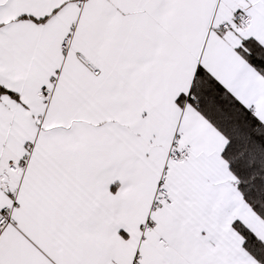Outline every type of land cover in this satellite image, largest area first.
Here are the masks:
<instances>
[{"label": "snow or ice", "instance_id": "6c2138e0", "mask_svg": "<svg viewBox=\"0 0 264 264\" xmlns=\"http://www.w3.org/2000/svg\"><path fill=\"white\" fill-rule=\"evenodd\" d=\"M0 264H264V0H0Z\"/></svg>", "mask_w": 264, "mask_h": 264}]
</instances>
